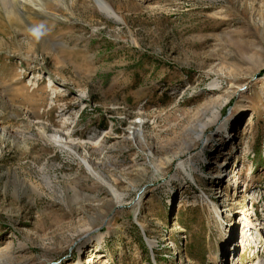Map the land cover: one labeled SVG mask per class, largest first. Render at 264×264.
<instances>
[{
  "label": "rangeland",
  "instance_id": "374dc122",
  "mask_svg": "<svg viewBox=\"0 0 264 264\" xmlns=\"http://www.w3.org/2000/svg\"><path fill=\"white\" fill-rule=\"evenodd\" d=\"M106 1L0 8V264H264V0Z\"/></svg>",
  "mask_w": 264,
  "mask_h": 264
},
{
  "label": "bare ground",
  "instance_id": "6f19581e",
  "mask_svg": "<svg viewBox=\"0 0 264 264\" xmlns=\"http://www.w3.org/2000/svg\"><path fill=\"white\" fill-rule=\"evenodd\" d=\"M94 1H95V5L94 6L97 8V10H99L101 12H104L105 14H107L110 17L117 18L113 7L111 6V4H109L110 2H107L106 0H94ZM24 4H29L32 7H36V8L45 10V11L50 9V7L48 6V2H46V0H0V8H1V10H3L6 13L8 18L12 17L16 13V10L18 8H21ZM46 82L48 84H53L54 83L51 78H47ZM214 115L215 114L213 112H211L210 119L215 118ZM135 122H136V120H135ZM209 122H210L209 119L205 120L203 118V119L197 120L195 123H193L191 125V127H190V137L188 138V140L192 141L193 139L200 138L201 135L204 132L205 127L209 124ZM84 162L88 166V163L85 160H84ZM219 167H220V171L218 172L219 181H222L226 177L227 178H229V177L230 178L231 177L232 178L233 177L236 178V175H239L238 172H236L234 175H232V173H234V172H232V170L230 169L231 167L228 166V163H226V162L222 163ZM88 169H91V168L88 166ZM45 177H46L47 180H49L48 176H45ZM234 181H235V179H234ZM228 232H229V230H228ZM89 241L90 240L88 238L87 242L86 241L83 242L80 245L79 250H82L83 252L87 251L86 249L89 246L88 245ZM94 241L99 242L100 238L96 239ZM94 245L95 244H93L94 250L92 249V250L87 251V252L91 253V255L96 256V254L99 251L97 250V247L94 246ZM262 261H263V259H262ZM262 261H261V259H258L255 264H260Z\"/></svg>",
  "mask_w": 264,
  "mask_h": 264
}]
</instances>
